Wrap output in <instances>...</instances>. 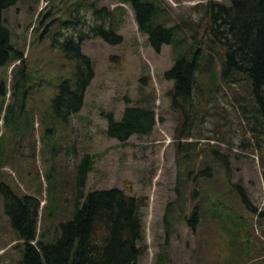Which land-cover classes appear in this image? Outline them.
Masks as SVG:
<instances>
[{"label": "rangeland", "instance_id": "1", "mask_svg": "<svg viewBox=\"0 0 264 264\" xmlns=\"http://www.w3.org/2000/svg\"><path fill=\"white\" fill-rule=\"evenodd\" d=\"M73 1L21 0L3 12L11 45L24 54L28 81L13 95V76L21 65L15 62L13 72L10 66L0 67V86L4 84L7 90L5 96L0 95V162L8 164L4 152L10 129L18 125L24 132L28 117L34 124V140L31 169L0 166V185L19 196L30 194L43 200L37 231L47 244L53 243L60 224L73 217L75 165L88 154L95 165L88 174L85 193L129 190L132 196L147 201L142 211L141 246L145 252L137 264H264V219H256L233 187L242 186L253 206L264 204V148L259 149L250 134V124L256 126L259 121L250 81L242 76V82L230 87L220 85L217 62L218 80L210 83L213 65L202 61L207 71L197 73L201 81L192 95L197 98L198 93L203 102L194 107L198 119L189 138L204 141L202 145L187 144L186 136L175 134L181 117L171 109L167 94L173 82L164 79L175 54L187 46L173 49L165 45L157 54L139 31L129 2L84 0L83 5L111 11V24L122 42L115 46L100 39L83 42L82 53L92 62L94 78L81 110L67 121L59 119L53 114L51 100L62 82H74L76 63L52 43L61 40L58 33ZM141 1L155 5L157 22L167 26L186 22L187 27L202 18L209 1L230 4L229 0ZM90 15L86 14L89 19ZM69 32L62 29L63 37ZM138 105L154 111L157 124L153 132L132 136L125 144L109 138L104 115L113 113L120 121L125 108ZM23 106L29 110L28 117ZM168 138L173 143L168 144ZM213 150L227 159V169ZM3 197L0 192V264H20L22 243L4 214ZM170 203L167 220L171 234L169 246H165L164 216ZM195 214L198 222L192 232L185 220Z\"/></svg>", "mask_w": 264, "mask_h": 264}, {"label": "trees", "instance_id": "2", "mask_svg": "<svg viewBox=\"0 0 264 264\" xmlns=\"http://www.w3.org/2000/svg\"><path fill=\"white\" fill-rule=\"evenodd\" d=\"M20 1L0 0V67L10 66L15 61H19L21 65L13 76L15 84L13 95H16L20 84L24 85L28 81V76L24 70L23 53L11 45V33L4 25L3 12ZM83 2L84 0H75L69 4L71 11L62 23V29L65 28L70 32L63 37L61 29L58 33L61 40L55 39L52 43L54 47L64 51L67 59L76 63L74 82L71 84L62 82L51 100L53 114L65 121L81 110L86 89L94 78L92 62L82 53L83 42L100 39L112 46L122 42V37L117 35L111 24V11L95 8L92 4L83 5ZM123 2L131 4L138 29L147 36L146 42L155 53H160L164 45L173 49L187 46L185 51L175 54L174 65L164 73V79L173 82L172 88L167 93L171 101V109L181 117V124L175 132L176 136L189 138L196 126L198 117L197 119L194 117V107L203 100L198 93H195L197 94L195 98L192 89L201 81L197 73L200 75L207 71L200 63L204 61L206 66L213 65L214 72L210 73L209 82L216 84L218 79L215 75V64L219 62L220 85L230 87L242 82V76L251 83L253 97L259 108V121L256 126L250 124V134L252 140L256 141L257 147L262 150L264 148V0H229V6L209 1L205 5L202 18L199 21H191L188 27L186 22L174 26L157 22L155 20L157 9L153 3H144L141 0H123ZM66 12L68 14L67 9ZM88 12L91 14V19L86 16ZM6 93L3 84L0 86V95L5 96ZM24 94L23 91L22 95ZM129 103L130 101L126 99V104ZM242 112L244 114L243 110ZM104 117L107 121V136L121 144L127 143L135 135H150L157 123L156 115L148 105L128 106L123 111L120 121L115 120L113 113L105 114ZM244 117L248 122L251 120L245 114ZM49 131L51 133V130ZM257 137H261V140ZM196 141L193 143L199 144L198 140ZM212 152L227 169L229 165L227 159L217 154L216 150ZM94 165L93 157L88 154L83 155L75 165L73 217L70 221L60 224L59 236H53L52 239L56 238L49 244L37 231L41 200L30 194L19 196L9 187L0 186V192L4 195V214L22 243L23 256L20 264H137L139 257L145 252V247L141 246L144 239L142 211L147 208V201L145 198L132 196L129 190L111 189L85 193L88 174L93 170ZM262 179L264 186V171ZM233 187L244 206L256 216L257 220H263L264 204L261 208L253 206L242 186L236 184ZM170 206L171 203L167 205L164 216L165 246H169L171 234L170 223L167 220ZM185 221L194 231L198 222L197 215L195 214L191 219L186 218Z\"/></svg>", "mask_w": 264, "mask_h": 264}, {"label": "flooded vegetation", "instance_id": "3", "mask_svg": "<svg viewBox=\"0 0 264 264\" xmlns=\"http://www.w3.org/2000/svg\"><path fill=\"white\" fill-rule=\"evenodd\" d=\"M26 117H28V114H26ZM28 120L29 117L24 132L18 125L10 129L11 135L4 152L8 164L0 162V166L21 168L24 165L26 169H31L33 164V129L31 121Z\"/></svg>", "mask_w": 264, "mask_h": 264}]
</instances>
